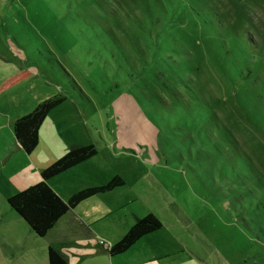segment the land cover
<instances>
[{
    "label": "rangeland",
    "instance_id": "rangeland-1",
    "mask_svg": "<svg viewBox=\"0 0 264 264\" xmlns=\"http://www.w3.org/2000/svg\"><path fill=\"white\" fill-rule=\"evenodd\" d=\"M171 60L200 97L170 90ZM24 67L32 78L0 94V264H48V238L6 198L29 186L42 151L25 152L13 122L55 95L42 127L62 117L75 143L97 148L55 177L62 198L124 179L85 204L86 216L106 212L97 236L63 246L71 264H109L97 242L150 211L162 227L113 259L264 264V0H0V80ZM181 242L198 255L176 254Z\"/></svg>",
    "mask_w": 264,
    "mask_h": 264
},
{
    "label": "trees",
    "instance_id": "trees-1",
    "mask_svg": "<svg viewBox=\"0 0 264 264\" xmlns=\"http://www.w3.org/2000/svg\"><path fill=\"white\" fill-rule=\"evenodd\" d=\"M183 65L171 60L170 71L173 88L170 90L179 91L178 87H186L190 93H197L189 84L186 76L180 77ZM188 68V65H187ZM189 69V68H188ZM180 70V71H179ZM184 71V69H183ZM190 73H188L189 75ZM32 78V73L24 68L17 69L0 80V94L11 90L15 86ZM196 89V88H195ZM180 93V91H179ZM199 96V94L197 93ZM200 97V96H199ZM62 95L49 97L37 104L31 111L15 118L13 132L20 147L27 153H31L39 143L40 128L49 112L64 101ZM187 101V100H186ZM183 104L189 105L188 101ZM182 102V101H181ZM188 107V106H187ZM224 131V128H223ZM232 138L231 132L224 131ZM233 139V138H232ZM97 154V148L93 143L73 144L57 160L43 168L39 173V180L16 193L7 199L9 206L28 224L30 229L38 236H46L56 225L58 220L71 208L80 202L109 191L124 184V179L116 174L103 184L82 186L71 192L66 199H63L49 184V180L63 173L71 167L78 165ZM250 162L248 155H240ZM163 225L161 217L150 211L146 215L135 216V222L130 225L124 234L106 248L110 256H117L126 252L132 245L136 244L143 236L160 229ZM74 242H63L68 247ZM48 264H70L67 257L55 246L47 247Z\"/></svg>",
    "mask_w": 264,
    "mask_h": 264
},
{
    "label": "crops",
    "instance_id": "crops-1",
    "mask_svg": "<svg viewBox=\"0 0 264 264\" xmlns=\"http://www.w3.org/2000/svg\"><path fill=\"white\" fill-rule=\"evenodd\" d=\"M39 102H37V104ZM56 119H57V120H55L56 122L53 121V123H55L54 127L48 126V128L47 127L43 128L41 126V128H40L39 143H38V146H36V147H41L42 151L39 150V152H37V153L34 152V154H33V152H32L30 154V155H33L35 157V159H32L33 157L31 158V161L33 164V168L31 170H33L34 173L32 175V179L29 181V183H27L24 186L31 185V184L37 182L39 180V173L43 168L47 167L48 165L53 163L55 160H57L59 157H61L69 149V147L71 145L78 144L72 140V135H71V133H69V129H67V128L62 129V128L56 126V123L60 122L62 117L59 118V116H58V117H56ZM86 161H88V160H86ZM55 177H53L52 179L49 180V184L61 196V193H60L61 189L58 185L59 181H57L56 180L57 178H55ZM20 188H22V187H20ZM71 192H73V191H71ZM97 196H98V194H97ZM94 197H96V196H94ZM94 197L92 196V198L90 197V198L80 202L75 207L69 209L58 220L56 225L46 235V237L48 238V241H49L48 245H52V246L59 248L60 250L61 249L64 250L63 249L64 248L63 242H65V241L77 240V239H79V237H84L83 234H85V237H87V238L91 237L92 234H95L96 236L98 235V233H93L95 230L92 231L93 229L91 230L90 226H91V223L94 222V219H98L101 215H104L106 211L97 210L93 213L88 214V216H86L85 214L82 213V209L85 208V204L87 205L91 201H93L92 199H95ZM153 212H155V211H153ZM155 213H157V212H155ZM135 216H137V215H135ZM162 222H163V219H162ZM84 228H85V230H84ZM151 233H153V232H151ZM151 233H149V234H151ZM145 236H143V237H145ZM120 237H121V235H120ZM120 237H118L117 239L109 238V242H101L102 240H99L97 243H99V245L101 246V249H103L105 252H107L106 248L110 245V243L113 244ZM142 238H140V239H142ZM74 243H76V242H74ZM87 243L91 244L92 242H87ZM137 243L138 242H136V244ZM181 243L184 245V247H182L181 250L176 251V254L184 252L186 247H187L188 249H186V250H188L191 253H196L198 255V253H197L198 245L196 243H194V242H181ZM134 245H132V246H134ZM83 246H86V245H83ZM96 252L100 253V250L97 249ZM167 254L168 253L151 251L150 254H146V255H143L141 257L140 256L132 257V258L124 259V260L123 259L122 260H115V259H113V257H116V256H110L108 254L111 258L110 261L109 260L108 261H109V264H152L155 262L166 260L167 257L170 256V255L168 256ZM117 256H119V255H117ZM68 261H69V259H68Z\"/></svg>",
    "mask_w": 264,
    "mask_h": 264
}]
</instances>
